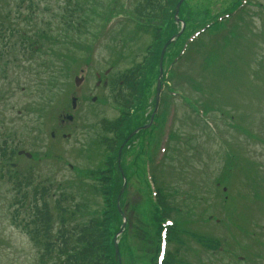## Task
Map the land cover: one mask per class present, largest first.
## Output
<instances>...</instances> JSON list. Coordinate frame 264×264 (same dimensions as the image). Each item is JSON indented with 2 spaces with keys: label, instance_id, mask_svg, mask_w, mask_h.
I'll list each match as a JSON object with an SVG mask.
<instances>
[{
  "label": "rangeland",
  "instance_id": "rangeland-1",
  "mask_svg": "<svg viewBox=\"0 0 264 264\" xmlns=\"http://www.w3.org/2000/svg\"><path fill=\"white\" fill-rule=\"evenodd\" d=\"M20 1L0 0V20L7 17L9 12L14 13ZM32 1H37L41 6L38 13L39 27H35L33 22L29 25L20 23V32L27 30L35 36L42 23L51 20L57 12L63 11L65 6L83 8L85 11L82 13V20L88 22V29L81 27L82 31L85 30L82 35L71 28V37H62L63 41H66L64 48L55 52L58 57L53 58L50 72H44L42 80L17 71H8L7 79L0 76V152L4 143L9 141L8 154L16 149L36 154L39 161L29 160L25 156H16L14 160L12 156L8 160L19 165L20 175L32 172L36 180L35 186L40 182L53 183L52 192L59 195V184L66 187L68 183H78L79 188L81 183L87 180L81 176V172L93 168L95 164L89 163L86 150L92 151L97 137L103 135V120L114 121L119 117V112L111 105L110 90L101 87L102 84L99 88L96 87L97 79L94 73L104 76V73L110 70L109 78L113 77L121 82L128 75L127 72L133 70L135 63L143 61L150 38L144 34H134L132 22L122 24L111 34V39L100 45L93 64L85 69L88 83L77 89L75 78H81L80 71L84 65L81 64L80 55L73 53V45H84L87 48L93 40L92 35L104 23L103 19L108 10L102 9L112 7L114 10L115 6L119 9L124 0H119L118 4L114 5L111 0ZM145 1L132 0L134 6L137 3L142 5ZM238 1L188 0L182 7L181 19L189 26L186 33L198 26L207 25L210 29L198 41L184 44L181 51L185 52L187 59L190 57L189 61L192 63L189 64L188 60L184 59L175 67V70L179 67L181 71L173 72L189 78V82L186 80L180 86V91L182 90L185 96L199 104L209 101L212 110H216V113L210 116L200 106L193 105L195 112L192 113L187 104L190 100H184L189 108L185 107L179 98L175 100L171 109L176 108V113L171 109L169 111V123L173 122V127L168 125L167 129L176 134V142L171 143L173 152H170L162 168L156 173L158 183L169 189L173 195L170 205L182 210L185 216L182 219L188 221L186 230L191 233L168 247L169 251L174 252L183 245L179 258L184 259L185 264H264V0H249V4L238 12L234 22L222 18ZM46 6L53 14L45 15L43 9ZM93 10L100 13L99 19L91 15ZM22 12L27 13L28 10L24 9ZM239 18H242L239 21V30L234 31L232 25L236 24ZM15 19L16 16H12L4 21L16 28ZM79 23L82 24L77 21L75 26ZM202 45V51L205 52L200 55L198 51ZM46 52L44 48L38 58L46 61ZM210 52H213L217 59L209 57ZM122 53L124 57L120 58ZM83 55L85 57V52ZM67 57L72 58L74 62L70 64L66 77L63 78V68L69 62ZM27 65L23 62V66ZM157 72L156 69V72L148 77L147 97L151 100L156 92ZM50 73L57 75L62 81L57 90L52 94L49 91L44 93V89L38 91L35 86L47 80ZM82 90L87 91L88 100L86 97L82 98L75 122L69 123L63 130L61 127L57 128V139L53 140L51 133L57 126L59 116L65 113L64 108L71 103L72 93L76 92L78 96ZM94 97H97L96 103H92ZM40 109L45 110V114L39 113ZM230 109L231 113L236 109L239 118L246 116V124L227 122L232 116L227 113ZM19 112L22 113L21 116ZM150 112L152 114L153 109ZM217 113L227 118L226 124L222 123ZM235 125L240 128V132ZM246 131L249 135H257L258 140L246 137ZM64 135L71 136L64 138ZM228 151L242 159L241 165L252 164L255 173L245 177L244 167L229 169L228 173L232 177L222 183L224 190L227 189L224 193L217 182L224 176ZM89 157L94 159V153L91 152ZM133 159L132 154L126 166L130 182L124 198L132 234L128 242L123 240L122 243L130 250L134 249L133 256L138 257L139 264H145L154 253L153 247H156L153 234L155 226L151 227L148 219L151 212L146 206L147 186L144 176L139 171L137 181L131 176L133 171L129 165ZM46 184H41V187H47ZM226 194L228 200L223 205ZM20 195L14 185L0 182V264L37 263V249L30 236L21 226L12 225L11 204L20 200ZM190 210L193 212L187 215ZM210 217H219L221 221H205ZM170 218L177 220L174 214ZM139 222L146 223L147 232L154 240L147 256L143 253L141 241L134 235ZM142 224L140 223L139 227ZM202 235L221 241L225 251L222 254L205 251L197 241ZM129 255L132 256L125 251L122 264H130ZM242 259L248 262L243 263Z\"/></svg>",
  "mask_w": 264,
  "mask_h": 264
},
{
  "label": "trees",
  "instance_id": "trees-1",
  "mask_svg": "<svg viewBox=\"0 0 264 264\" xmlns=\"http://www.w3.org/2000/svg\"><path fill=\"white\" fill-rule=\"evenodd\" d=\"M146 1L148 2L147 5L137 7L136 15L149 21L148 28H153L157 32L156 34L161 31L162 26H167V29L172 33V30H175L174 13L179 0ZM166 1L168 4L165 3ZM153 2L154 4H152ZM18 10L20 11V8ZM87 23L84 21L81 27L87 28ZM6 25L4 22H0V35L4 30H7ZM66 26L69 30L71 28L79 29V26H75L72 22ZM9 29L13 32L12 34L17 31L11 26H9ZM234 31H237V28H234ZM170 33L167 34V37L170 36ZM42 35L43 38L49 39V34L44 33ZM51 39L56 43L59 37ZM154 57L150 60V66ZM158 59L159 53L156 56V62ZM139 69L140 66L135 67L133 71L124 77V86L134 80L137 81ZM142 78L133 86L132 91L120 92L119 99L116 98L117 105L124 108V119L117 125L114 123V127L110 123H105L104 134L98 138L96 143L97 152L96 150L94 152L96 159H100L102 163L108 158L113 161L117 160L124 134L129 128V111L135 107L142 94L141 86L144 74ZM0 157H7L6 148L2 149ZM228 159H230V156ZM238 161L240 160L236 158V162ZM4 173L9 182L16 185L17 189L34 188L32 186L35 182L31 174L19 179L17 172L9 169V167H3L0 169L1 179H4ZM112 175V168L95 165L93 168H87L86 171L81 172V176L87 180L82 182L79 188H77L78 183H68L65 187L68 190L63 189L55 200L49 198L50 187L44 185L41 187V184H39L34 189L32 197L25 194L17 202V206L16 204L11 205L12 208L17 207L12 213L14 225L17 226L21 216L26 217L27 215V219H24L22 223L23 228L27 231L38 250L36 264H120L117 260L114 241V237L122 225V216L117 207V194L120 187L116 188L117 185L113 184ZM77 189L79 190L76 194ZM169 197L170 194L167 189L160 188L158 205L153 204L150 199L148 201L150 204L148 206L153 211L151 212L152 216L148 219L152 225L151 227L155 226L153 234L158 238L161 230L160 223L168 218L172 212L171 209V211L169 210ZM29 199L30 201H28ZM158 207L164 209V214H159ZM177 217L182 220L181 214H178ZM184 223L182 221V223L176 224L175 228L170 231L171 241L179 238ZM134 233L137 235V239L141 241L143 253L147 256L152 249L154 240L147 232L146 223H143L141 227H137ZM125 247L126 245H124V253L125 251L130 254L134 252L133 249L130 250ZM129 257L132 258L130 255ZM152 257L153 255L148 261L144 257L145 264H154V257ZM136 260L139 262L138 257ZM166 264H176V257L169 255Z\"/></svg>",
  "mask_w": 264,
  "mask_h": 264
},
{
  "label": "flooded vegetation",
  "instance_id": "flooded-vegetation-1",
  "mask_svg": "<svg viewBox=\"0 0 264 264\" xmlns=\"http://www.w3.org/2000/svg\"><path fill=\"white\" fill-rule=\"evenodd\" d=\"M100 86H101V83H100V82L97 83V87H100ZM103 86H104L105 88H108V83H107L106 85L103 84ZM66 125H67V124H66V121L62 120V122H61V128H62V129L65 128Z\"/></svg>",
  "mask_w": 264,
  "mask_h": 264
}]
</instances>
